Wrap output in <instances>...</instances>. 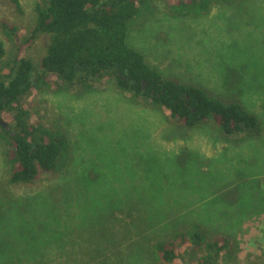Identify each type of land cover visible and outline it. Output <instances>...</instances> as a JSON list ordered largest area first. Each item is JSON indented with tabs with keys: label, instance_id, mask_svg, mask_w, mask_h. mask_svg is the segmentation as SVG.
<instances>
[{
	"label": "rangeland",
	"instance_id": "rangeland-1",
	"mask_svg": "<svg viewBox=\"0 0 264 264\" xmlns=\"http://www.w3.org/2000/svg\"><path fill=\"white\" fill-rule=\"evenodd\" d=\"M37 0H0L1 22L33 27ZM130 27L127 43L163 75L241 101L263 120L258 137L189 128L120 92L112 79L89 90H32L24 104L63 131L60 171L11 184L0 141V264H153L155 241L199 225L226 237L233 261L264 264V0L214 2L175 16L166 0ZM47 37L26 50L35 63Z\"/></svg>",
	"mask_w": 264,
	"mask_h": 264
},
{
	"label": "trees",
	"instance_id": "trees-1",
	"mask_svg": "<svg viewBox=\"0 0 264 264\" xmlns=\"http://www.w3.org/2000/svg\"><path fill=\"white\" fill-rule=\"evenodd\" d=\"M20 11L19 0H10ZM155 0H37L33 27L26 33L1 22L7 51L0 38V141L11 184H27L46 173L60 171L71 151L63 131L45 125L27 110L24 97L41 89L89 90L101 79H112L133 101H146L166 110L171 119L193 128L214 123L226 136L258 137L263 120L239 101L184 83L152 67L141 51L130 47V27L153 14ZM224 0H166L175 16L198 17L214 2ZM46 36L44 53L35 63L26 50ZM153 264H218L233 261L229 240L210 236L191 224L155 241Z\"/></svg>",
	"mask_w": 264,
	"mask_h": 264
},
{
	"label": "water",
	"instance_id": "water-1",
	"mask_svg": "<svg viewBox=\"0 0 264 264\" xmlns=\"http://www.w3.org/2000/svg\"><path fill=\"white\" fill-rule=\"evenodd\" d=\"M0 123L3 124L4 126H7L5 122H3L1 119H0Z\"/></svg>",
	"mask_w": 264,
	"mask_h": 264
}]
</instances>
